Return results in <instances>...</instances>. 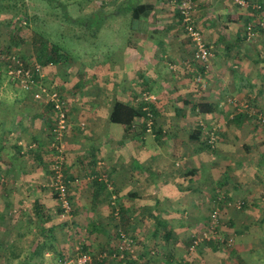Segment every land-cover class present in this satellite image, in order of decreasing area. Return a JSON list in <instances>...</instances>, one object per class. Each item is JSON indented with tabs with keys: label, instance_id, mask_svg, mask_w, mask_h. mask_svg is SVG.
<instances>
[{
	"label": "crops",
	"instance_id": "crops-1",
	"mask_svg": "<svg viewBox=\"0 0 264 264\" xmlns=\"http://www.w3.org/2000/svg\"><path fill=\"white\" fill-rule=\"evenodd\" d=\"M246 1L245 6L237 0H195L197 24L213 53L208 70L196 78V62L189 63L192 44L175 32L178 25L164 29L168 19L136 20L129 29L137 35L136 47L112 52L106 65L84 64L78 76L68 63L45 67L46 80L58 85L68 102L64 144L71 220L85 225L91 249L100 242L99 249L111 250L119 224L138 243L137 264H264V125L250 117V101L264 110V34L256 32L253 50L238 37L244 30L238 14L252 15L256 23L264 18V0ZM147 24L152 36L144 38ZM142 92L156 96L151 131L142 116L129 124L124 122L129 116H114L117 102L137 109ZM202 98L211 104L209 111L191 116ZM242 103L249 110H241ZM50 119L1 114L0 149L10 153L37 142L45 152ZM200 121L219 128L213 149L191 136ZM17 165L6 166L10 183L24 178L27 168ZM214 204L222 212L220 239L203 241L190 252ZM229 237L230 246L220 242Z\"/></svg>",
	"mask_w": 264,
	"mask_h": 264
},
{
	"label": "rangeland",
	"instance_id": "rangeland-1",
	"mask_svg": "<svg viewBox=\"0 0 264 264\" xmlns=\"http://www.w3.org/2000/svg\"><path fill=\"white\" fill-rule=\"evenodd\" d=\"M60 1L63 2V0ZM84 1L86 2V0ZM102 1L108 2L110 0H90L87 1L86 4L83 2L78 3L77 0L76 3L75 0H69L68 2H65V4L68 3V11L72 16L76 17L83 16L96 9ZM151 1L153 2L154 0ZM25 3L26 5L23 7H21L22 4L16 5V7L25 10L28 17V28L25 27L23 30L21 29L19 33V35L21 34L20 38L24 39V42L20 43L16 38H14V42L9 40L10 36L15 33V30L21 21L20 19L23 17L22 11L20 12V10L16 8L10 15L7 13L0 16V48L10 46L11 49H16L22 54L30 56V58L35 57L32 41L36 40L34 37L35 33L37 35L41 34L48 39L50 43L56 41L55 44L58 45L60 50L66 52L69 56L68 64H66L70 65L72 67L71 70L75 72L76 70L81 71L78 68L84 64L85 66H88V63L92 64L94 62L93 64L99 65L105 63L104 65H106L111 59H114L112 58L113 54H118L120 51L124 52L137 46V42L134 40V38H137V35L129 31L132 24L129 22V15L114 18H110L111 16L107 17V21L101 26L99 31L96 34H92L93 32H91V29L95 25V19L99 18V16H93L92 18H87L86 21L84 20L86 22L85 24L83 21L85 27L80 25L75 26L63 16L64 11L61 10V8H54L55 4H52L51 2L25 0ZM162 4L163 3L161 2L160 5ZM174 5L175 2L171 3L169 6ZM169 6H166V8ZM113 8L114 5L107 4L105 10H113ZM243 15L247 16L246 14ZM11 17L12 23L15 24L14 26H10L8 23V20H11ZM98 27L99 26H97V28ZM178 27H176L177 30L175 32L182 35L183 30ZM147 30L149 31V34H146L145 32V35L143 34L144 38L152 36L150 28H146L145 31ZM145 50H147V48ZM164 62L165 61H163V63ZM194 62L196 63H193V59L189 60L190 64L193 63L192 68L195 70L193 76L195 78V76L197 77V75H199V72L197 66L198 62ZM160 63L162 62L160 61ZM160 70H162L163 73L166 72V69L162 65H160ZM54 71H57V69ZM135 74L138 73L135 72ZM131 75L133 76V74ZM0 99L3 102L1 106H4L3 111L0 109V111L3 112L0 113V116L1 114L2 116H11V114L12 116H41L43 115V112H45V116H49V111H47L42 104L34 100L29 92L10 83L8 77H0ZM228 101L233 102L234 99L231 98ZM190 111V114L192 113L191 116H196V114H198L194 109H191ZM154 129H156V126ZM44 148L46 149L47 147L44 145ZM2 149L3 145L0 149V180L1 182L3 181L0 185V241L3 242V248L1 246L0 249V264H60L59 253H64L63 255L67 257L66 262L70 263L72 259L74 260L78 256L74 247L79 244L78 242L82 237V242L86 244L85 240L88 238L84 235H86L87 229L85 225L81 226L79 221L76 222L77 226L75 227L73 223L74 221L71 220L72 216L69 213H59L58 205L54 200L55 197L52 194L49 185L50 170L49 161L46 158V155H49V153H47V150L41 152L40 148L39 152L42 154V161L35 163L38 158L37 153L33 150L29 151L27 154L22 153L20 155V153L18 154V148H14L13 152L10 151V153L5 150L2 151ZM30 153L34 155H30ZM18 159L21 161H18ZM11 162L15 166L20 164L27 168V170L24 171L25 174L21 175L24 176L23 180L20 181L21 183H18L17 181L10 183L7 179L9 173L6 172V166ZM65 164L66 159L64 167ZM68 174L71 173L68 172ZM65 175H67L66 171ZM28 178H30L31 181H28ZM35 199H38L39 202L43 204L44 208L47 209L48 214L50 215L48 222L43 223V225H39V220L33 212ZM21 204L25 205V211L24 205L21 207ZM10 211L13 212L10 214ZM116 219L118 220L117 222L120 221V218ZM51 225L54 226L52 232V245L44 244L37 246L36 244L45 242V239L48 236L47 232L42 233L40 227L49 228L48 226ZM75 229L79 231L76 233L77 230ZM118 230L126 231L123 226L119 227L118 224L117 227V225H114L113 240L116 242V234ZM80 231L83 232L81 233L82 236H78ZM127 234L132 238L130 233L127 232ZM73 236L75 238L74 240L70 238ZM46 241H49V239ZM134 244L136 247L138 243L134 240ZM100 246V242L96 243L93 250H99ZM102 252H107V254L92 252V257L97 259L99 254H105L104 257L106 263L111 262L112 264H119L118 261H116L117 259L111 254L114 253V247L111 246V250L105 249ZM74 261L70 264H73Z\"/></svg>",
	"mask_w": 264,
	"mask_h": 264
},
{
	"label": "trees",
	"instance_id": "trees-1",
	"mask_svg": "<svg viewBox=\"0 0 264 264\" xmlns=\"http://www.w3.org/2000/svg\"><path fill=\"white\" fill-rule=\"evenodd\" d=\"M37 1H39V2H49V3L51 2L52 4H55L54 8H61V10L64 11L63 16L66 18V20H69V22L73 23V25H75V26L80 25V26H84L85 27V24H86L85 21H86L87 18H92L93 16L94 17L99 16V18L95 19V25L91 29V32H93L92 34H96L99 31V29L107 21V17H109V16H111L110 18H114V17H119V16L123 17V16H126V15L127 16L129 15L128 16L129 22H130V24L132 23L131 24V28L134 27V23L138 19H143V20H147V19L154 20L155 19V21H157V19H158V21H162V20H159V19H168L166 21V23H164L165 24L164 25V29L166 31H169V29L171 28L170 26L172 25V23H174L175 25L180 26L181 30H183V34L185 35V37L192 44L191 40L189 39L188 35L186 34V32L183 29V23H182V20H181L182 17H181V13H180V10H179V4L183 0H165V1L164 0H154L153 2L151 0H110L108 2H105V1L103 2L102 1L101 4L96 9L86 13L83 16H76V17L72 16L71 13L67 9V4L68 3L65 4V2H68L69 0H63V2L60 1V0H37ZM77 1H78V3L83 2L84 4H86L87 1H90V0H86V2L84 0H77ZM188 1H190V3H191V12H192L193 24L195 26H197L200 29V31L202 32V34H203V30L197 24V19L195 17V3H194L195 0H188ZM161 2L163 3L162 5H160ZM174 2H175L174 6H169L171 3H174ZM75 3H76V0H75ZM21 4H22L21 7L25 6L26 5L25 0H0V16H2L4 14H7V13L10 15L13 11H15L14 9H16V8L18 10H20V12L22 11V14H23V17H22V19H20L21 21L19 22V25L17 26V28L15 30V33L13 35H11L10 38H9V40L11 42L12 41L14 42V38L18 39V41L20 43L24 42V39L20 38L21 34L19 35V33H20L21 29L23 30L25 27L28 28V24H27L28 17H27V14H26L25 10H22L20 7H16V5H21ZM62 4H64V5H62ZM107 4L114 5L113 10H105V7H106ZM156 4H157V6H156ZM258 5L259 4H256L255 8H258ZM166 6H169V7L166 8ZM238 16H240V18L244 20L243 21V25H242L244 27V30H243V32L239 31L238 37H241L244 41L246 40L248 43H250V50H253L254 49L253 46H254V44L256 42L255 41L256 32L260 33V34H263V32H264V18H262L263 15L261 16V18H258V20H256V23L254 22L253 19H255V18L252 15L251 16L250 15L245 16V15L239 13ZM80 17H83V18H80ZM83 21L85 22V24H84ZM8 23H9L10 26H12V25L14 26L15 25L14 23H12V17H11V20H8ZM97 26H99V27L97 28ZM242 26H241V28H242ZM146 27H148V28L150 27L151 28V25L147 24ZM145 32L148 33V30L145 31ZM203 36H204V34H203ZM258 36H260V35L258 34ZM34 37H35L36 40H33L32 43H33V49H34V52H35V57H31L30 58V56L22 54L20 51H18L16 49H11L10 46H6L4 48H0V77H6L7 78V73H6L5 70L11 69V68H14V67L17 66L15 59L14 60L12 59L13 55L16 56L18 59H20L22 61L30 60L31 62H37V63L41 64L42 66L48 65V63H52V64H66V63H68L69 56L66 54L65 51L60 50L58 45L55 44L56 41L54 43H50V41L48 39H46L43 35H41V34L37 35L36 33H35ZM206 45L210 46L211 47V51H212V46L208 43V41H206ZM255 49H256V47H255ZM257 49H258V47H257ZM192 51H193V49H192ZM1 55L3 57H1ZM252 55L255 56L256 53H253V52L251 53V55H250L251 59L253 57ZM192 59H193V56H192ZM198 64H200V63L198 62ZM3 69H5V70H3ZM202 70H205V69H203V67H202V69L198 68L199 75L200 74H204V72L202 73ZM199 75H197V76H199ZM195 78H196V76H195ZM8 81H10V83H12L15 86L17 85L11 79H8ZM45 81H47L46 78H45ZM47 82L49 83V86L51 85L52 88L58 90V92H60V94H62L61 97H63V99L65 101V109H66V112H67L68 117H69L70 115H69L68 106H67L68 102H66V98H65L64 94L62 93L60 87H58V85H56L55 83H52L50 81H47ZM18 99H20V98H18ZM0 101H1V105H2L3 102H2L1 99H0ZM17 101H19V100H17ZM39 103L42 104L43 107H45L47 109V111H49V116L51 117V119H50V130H52L53 125H54L53 105L50 104V103L49 104H45V103H42V102H39ZM1 105H0V107H1ZM210 106H211V104L209 102L203 100V98H202V100L200 102H197V103L193 104V107H194L195 111H197V112L209 111V107ZM142 108H143V103L139 104L138 108L135 109V108H132L131 106H129L127 104H122V103H118L117 102L115 104V106H114V111L116 110V114L114 116H129L130 117L129 120L128 121L127 120L124 121L125 123L129 124L131 122L130 119L133 116H144V111H143ZM113 113H112V116H113ZM259 115H264V110H261L259 107H256L250 101V117L251 118L254 117L255 122H256L257 125H264V122H262L260 120ZM17 116H20V115H17ZM41 116H45V112H43V115H41ZM196 129L197 130H194L193 132H191L192 133L191 136L193 137V139L194 138L197 139L199 137L200 140L202 139L201 140L202 142L206 143L209 148L213 149L214 146L212 147L210 144H208L207 138L203 137L204 133L202 132V127L198 125ZM216 132L217 133L219 132V128L217 126H216ZM28 145L29 144H26V145L20 144V149H18L19 150L18 154L19 153H20V155L22 153L23 154H27L31 150H33V151H35L37 153V150L38 149L40 150V148H41L40 147L41 145H38V146L36 145L35 148L23 149V147H27ZM45 150H47V153H50V148H46ZM40 151H43L42 148H41ZM30 155H34V154L30 153ZM64 156H65V152H64ZM37 158H38V160L39 159L42 160L41 155H39V154H37ZM46 158L50 162V156L48 154L46 155ZM64 169H65V167H64ZM64 179H65V181L67 183V189H68V192H69L70 185H69V182H68V180H67V178L65 176V171H64ZM2 183H3V181L1 182V180H0V185ZM52 194L54 195L56 204L58 205L59 213L63 214L64 209L61 207L60 201L57 199L56 193L53 191ZM68 200H69V202L71 201V199L69 197V193H68ZM23 205L21 204L20 206L23 207ZM70 205H72V202H70ZM242 206H243V203L238 208H241ZM72 209H74L73 205L71 206L70 215L73 214V210ZM25 210H26V208H25V205H24V211ZM12 212L13 211H10L9 213L11 214ZM33 212H34L35 216L37 217V219L39 220L38 221L39 225H43V223H47L48 220L50 219V215L48 214L47 209L44 208L43 204H41L38 199L34 200ZM221 213L222 212H221V208H220V217H221ZM219 222H220V218H219ZM40 230H42V233L43 232H47L48 236L45 239V242H41V243H38L36 245L37 246L38 245H44V244L52 245V241H53L52 232L53 231L51 230V228L50 227L49 228L40 227ZM78 231L79 230H77L76 233ZM119 231L120 230H118V232L116 234L117 242L113 246L114 247V253H111L112 256L117 259L116 261H118L119 264H137L138 257L132 258V256L127 254V253H125V256L123 258L119 257V254H118V251H117L118 243H119ZM47 239H49V241H46ZM71 239L74 240L75 239L74 236L71 237ZM132 239L135 240V238L133 236H132ZM206 241H211V240H206ZM220 242L226 244L227 246H230V245H228L226 243V239H221ZM78 243L79 244H77L74 247L76 249L77 253H82V252L87 253L88 252L91 255H93L92 252H94V253L95 252H100V253H106L107 254V252H102L106 248H101V249H99L100 251L99 250L98 251H94L93 249L90 248V246L88 244H85L81 240H79ZM1 246L3 248V242L2 241H0V249H1ZM134 247H135V244H134ZM106 250H108V249H106ZM135 253H136V247H135ZM63 254L59 253L60 264L64 263L66 261V258H67ZM62 255H63V257H62ZM105 261H106L105 257H100V258H97V259L93 258L92 261L87 263V264H106Z\"/></svg>",
	"mask_w": 264,
	"mask_h": 264
},
{
	"label": "built area",
	"instance_id": "built-area-1",
	"mask_svg": "<svg viewBox=\"0 0 264 264\" xmlns=\"http://www.w3.org/2000/svg\"><path fill=\"white\" fill-rule=\"evenodd\" d=\"M241 5H247L245 0H237ZM179 10L181 13V20L183 23V29L188 35L192 42L193 48V59L198 61L206 70L209 68L211 63L213 53L211 47L206 45V41L200 29L193 24L191 3L188 0H183L179 4ZM251 31V30H250ZM251 34V33H250ZM1 57H3L1 55ZM12 59L16 61L17 66L11 69H3L7 73L8 79H11L20 86L23 90L30 93L32 98L38 102L53 105V120L54 125L50 131L49 148H50V188L51 191L55 192L57 199L60 201L61 207L64 209V213L71 212V205L68 200V189L67 183L64 179V163H65V144H64V133L70 126V120L65 109V101L62 94L58 90L49 86V83L45 81V67L51 66L52 63H48L46 66H42L37 62H31L30 60L22 61L16 56H12ZM29 62V63H28ZM200 81V78H197ZM143 100V111L144 116H142L144 125L147 131L153 130L155 121V112L151 107V102L156 100V96L148 92H142ZM241 110H249V105L242 103L240 105ZM260 120L264 122V115H259ZM198 125L203 128L204 134L206 135L207 142L212 147L215 145L217 138L216 126H210L207 128L202 121L198 122ZM36 143L31 142L27 147L23 149L35 148ZM113 202V200H112ZM242 202L237 203V207H240ZM117 214V212H116ZM220 218V208L217 204H214L209 211L207 227L201 231L198 235H195L189 246V251L192 252L195 248L206 240H217L220 239V233L218 230ZM226 243L231 245L232 238H226ZM120 258L125 256V253L136 258L134 240L124 231H119V243L117 248ZM105 254H99L97 257H104ZM93 259L90 253H78L76 259H72L70 263L73 264H87ZM67 261V260H66ZM63 264H70L67 262Z\"/></svg>",
	"mask_w": 264,
	"mask_h": 264
}]
</instances>
